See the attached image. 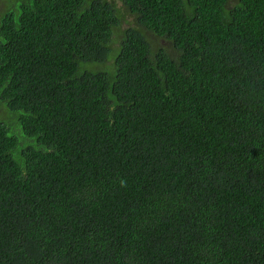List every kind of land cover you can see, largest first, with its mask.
I'll list each match as a JSON object with an SVG mask.
<instances>
[{"label":"trees","instance_id":"trees-1","mask_svg":"<svg viewBox=\"0 0 264 264\" xmlns=\"http://www.w3.org/2000/svg\"><path fill=\"white\" fill-rule=\"evenodd\" d=\"M3 7L0 264H264V0Z\"/></svg>","mask_w":264,"mask_h":264},{"label":"rangeland","instance_id":"rangeland-1","mask_svg":"<svg viewBox=\"0 0 264 264\" xmlns=\"http://www.w3.org/2000/svg\"><path fill=\"white\" fill-rule=\"evenodd\" d=\"M3 6H4V0H0V10H1L2 8H4ZM129 18H131V17L129 16ZM161 43H162V45L170 44L169 41L164 40V39H161Z\"/></svg>","mask_w":264,"mask_h":264}]
</instances>
